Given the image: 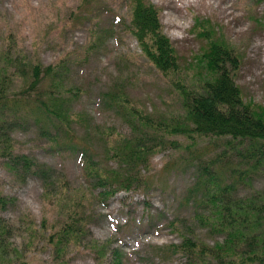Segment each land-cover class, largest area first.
<instances>
[{
	"label": "rangeland",
	"instance_id": "rangeland-1",
	"mask_svg": "<svg viewBox=\"0 0 264 264\" xmlns=\"http://www.w3.org/2000/svg\"><path fill=\"white\" fill-rule=\"evenodd\" d=\"M150 1L160 8L164 31L184 64L193 61L206 45V39L194 27L197 19L209 20L240 54L235 79L244 99L264 105V2ZM90 2L85 5L82 0H0V69L8 66V95L20 96L18 93L27 86L28 62L40 59L50 64L62 59L67 65L65 84L82 90L70 102L72 113H87L101 127L132 135V125L138 119L132 122L128 113H118L105 96L114 84H122L136 106L155 118L166 117L175 122L181 111L180 99L168 78L153 66L127 30L129 3ZM92 42L97 45L88 48ZM12 104L0 111V189L12 198L0 207V217L11 227L5 243L8 259L3 263L96 264V254L87 246L74 245L58 252L56 245L49 242L54 226L62 219L55 201L58 198L44 195L42 180L22 164L15 168L7 165L8 157L3 154V148L10 143L12 153L29 155L76 187L85 182L80 151L66 146L62 138L61 145H55L52 133L56 129L34 109V103ZM45 126L52 133H43ZM72 126L79 139L85 140L84 127L77 123ZM167 138L177 140L179 145H167L152 154L150 165L141 169L146 182L92 204L90 236L99 242L109 240L111 247L120 248L123 264H187L182 254L162 250V246L182 240L181 234L168 224L175 218L191 220L195 236L210 247L223 241L224 233L210 232L208 226L193 219L196 210L208 211L204 210L207 205L186 197L201 173L200 168L209 162L219 176L211 186H233L231 192L226 191L231 197L264 193V163L250 157L247 145L239 140L233 143L237 147H232L227 145L226 138L212 143L205 137L196 146H188L191 139L186 135ZM95 140L102 142L99 136ZM95 150L100 152L101 148ZM203 192L201 188L197 194L202 197ZM32 228L39 233L34 238L30 236Z\"/></svg>",
	"mask_w": 264,
	"mask_h": 264
},
{
	"label": "trees",
	"instance_id": "trees-1",
	"mask_svg": "<svg viewBox=\"0 0 264 264\" xmlns=\"http://www.w3.org/2000/svg\"><path fill=\"white\" fill-rule=\"evenodd\" d=\"M82 1L85 5L91 3L90 0ZM126 1L130 9L127 30L137 39L153 66L168 78L180 99L181 111L175 122L166 117L155 118L142 110L132 102L124 85L114 84L105 93L108 104L118 113H128L132 122L138 119L132 125V135H122L109 126L93 123L87 113L70 111V102L82 90L65 84L67 65L62 59L50 64L40 59L28 62L27 86L18 93L20 96L13 98L7 92L8 66L0 69V111L11 102L13 106L34 103V109L56 129L54 135L51 130L47 132L49 127L45 126L43 133H52L55 145L56 142L60 144L62 138L66 146L80 151L85 182L71 186L66 178L54 174L51 167L29 155L12 153L10 143L3 148V154L8 157L6 164L12 168L22 164L25 170L33 171L42 180L44 195L58 198L55 201L62 219L49 237L57 251L65 252L74 245L87 246L95 252L96 264H123V253L120 248L111 247V241L99 242L90 236L88 222L94 215L92 204L95 200L107 201L118 191L130 190L144 181L141 169L150 165L152 154L167 145H179L177 140H169L168 135H186L191 139L188 146H196L205 137L212 143L226 138L227 145L232 147H237L233 143L239 140L247 145L250 157L264 163V105L244 99L235 79L240 65L236 47L218 33L209 20L198 18L194 27L198 35L206 39V45L202 52L194 55L193 61L184 64L164 31L160 8L150 0ZM91 33L94 35L96 31L91 29ZM96 45L97 42H92L88 48ZM22 71L25 74L26 70ZM76 123L84 127L85 140L77 136L72 126ZM92 133L102 142H97ZM96 147L101 148V153ZM110 161L116 164L109 165ZM212 166L209 162L200 168L201 173L186 197L207 205L204 210L208 211L196 210L193 219L208 226L210 232L224 233L223 241L210 247L195 236L191 220L175 218L168 224L181 234L182 240L164 245L162 250L182 254L187 264H264V193L246 197L227 195L226 191L231 192L233 186H211L219 177ZM201 188L202 197L197 194ZM11 200L0 189V207ZM7 222L0 217L1 264L8 259L5 243L11 227ZM38 234L37 229L32 228L30 236L34 238Z\"/></svg>",
	"mask_w": 264,
	"mask_h": 264
}]
</instances>
